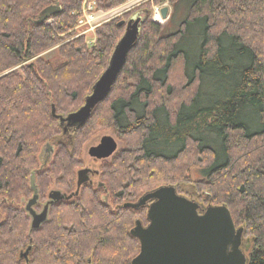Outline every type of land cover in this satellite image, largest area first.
<instances>
[{"label": "trees", "instance_id": "obj_1", "mask_svg": "<svg viewBox=\"0 0 264 264\" xmlns=\"http://www.w3.org/2000/svg\"><path fill=\"white\" fill-rule=\"evenodd\" d=\"M131 1L93 0L94 10ZM85 2L0 0V264H131L140 252L131 230L148 225V211L124 206L164 186L228 207L248 240L247 264H264V0H155L170 4L178 29L143 19L110 94L69 146L61 119L85 105L126 32L113 20L90 44L78 31ZM52 49L54 59L23 65ZM215 87L228 91L212 98ZM105 130L122 142L102 164L112 206L85 185L32 230L22 207L32 172L41 202L53 186L75 191L83 145ZM45 144L55 154L41 169ZM195 166L203 179H192Z\"/></svg>", "mask_w": 264, "mask_h": 264}, {"label": "water", "instance_id": "obj_2", "mask_svg": "<svg viewBox=\"0 0 264 264\" xmlns=\"http://www.w3.org/2000/svg\"><path fill=\"white\" fill-rule=\"evenodd\" d=\"M60 12L59 6L46 9L41 21ZM170 9L161 10L164 20ZM139 21V20H138ZM143 19L128 23L122 40L116 47L110 66L95 84L85 105L76 113L63 118L70 125L81 127L91 116L95 107L110 94L130 51L138 42ZM126 25L124 21L119 26ZM54 111V110H53ZM118 151V142L112 136H104L99 145L91 147L88 154L96 160L112 157ZM47 148V153H50ZM83 172L79 173L81 179ZM79 181V186L82 184ZM33 197L26 206L31 216V229L38 230L48 221L49 206L65 198L60 191L49 195L50 202L38 214L35 206L39 200L35 175L31 176ZM69 198V197H66ZM126 208L139 210L147 207L148 225L137 221L131 230L140 242V252L131 264H247L248 259L242 249L244 229L237 228L230 210L226 206H210L201 211L200 205L186 196L180 195L174 186H164L146 193L136 203H127Z\"/></svg>", "mask_w": 264, "mask_h": 264}, {"label": "rangeland", "instance_id": "obj_3", "mask_svg": "<svg viewBox=\"0 0 264 264\" xmlns=\"http://www.w3.org/2000/svg\"><path fill=\"white\" fill-rule=\"evenodd\" d=\"M155 0H133L131 2H128L127 4H124L120 6L117 9L112 10L111 12L108 13H103V12H98L94 10V2L93 0H86L84 4V10H83V17L80 19L79 26H78V31L80 32L79 35H84L87 37V40L90 44L94 43L96 40V30L100 28L102 25L111 22L113 20L118 21L119 23L124 21L125 26H127L128 23H137L141 21V19H150L152 22L158 23L160 25L165 26L169 31H175L176 28L178 27L176 25H173L175 23H172V20L170 21L171 15L173 13V9L170 6L169 3L163 2L160 3L158 6H150V4H154ZM169 8V16L167 20H164L161 16V10L163 8ZM91 8V9H90ZM90 9V10H89ZM151 9V11H149ZM181 18V16H179ZM172 19V18H171ZM139 20V21H138ZM126 29V27H124ZM56 55V49H52L50 51H47L43 53L42 55L35 57L27 62H25L23 65H31L35 63L38 59L40 58H45L47 60H52L54 59ZM22 65V66H23ZM15 67L12 70H9L6 72L4 75L9 74L13 71H18L20 67ZM3 75V76H4ZM212 98L213 97H218L220 96L221 93H226L228 91V88H213L212 89ZM66 122V121H64ZM63 119H61V126L63 130L62 137L60 140L64 142L65 144L72 146L73 142V137L78 129L79 126L77 125H70V124H64ZM104 136H112L116 139L118 142V151L122 147V142L115 137L112 131L110 130H105V131H100L98 132L95 136L90 137L89 140L86 141V143L83 145L82 148V155L81 159L83 162L82 169L87 168L91 170L92 172L97 171V169L102 165V162L96 161L93 158H91L88 154V151L91 147H95L99 145L101 139ZM47 148L53 150V147L51 145H44L43 147L40 148V153H39V160H40V166H42V163L44 161V157L46 156ZM55 150V149H54ZM78 170V169H77ZM203 173L202 169L198 166H195L192 168V179L193 180H201L203 179ZM97 181V179H96ZM57 188H51V190H56ZM145 195V194H144ZM206 196V195H205ZM32 195L29 197H25L22 200V207L26 208L27 203L29 200L32 199ZM207 197V196H206ZM47 200V198H46ZM138 202V200H137ZM44 203V202H43ZM42 202L40 203V208H35L36 212L40 214L43 211L44 204ZM2 204H3V199L0 197V215L2 219L6 217L5 211L2 209ZM206 206H210V204H205ZM39 209V210H38ZM30 217V225L32 218ZM31 227V226H30ZM135 227V226H134ZM246 243V239H244ZM248 244V243H247ZM249 245V244H248ZM249 248L245 247V253L247 256Z\"/></svg>", "mask_w": 264, "mask_h": 264}, {"label": "flooded vegetation", "instance_id": "obj_4", "mask_svg": "<svg viewBox=\"0 0 264 264\" xmlns=\"http://www.w3.org/2000/svg\"><path fill=\"white\" fill-rule=\"evenodd\" d=\"M64 124H68L67 122H64ZM78 128H80V127H78ZM114 138V137H113ZM115 139V138H114ZM116 140V139H115ZM48 146V145H47ZM52 146V145H51ZM53 147V150H51V152L50 153H47L46 152V156L44 157V161H43V165H42V167H41V169H44L50 162H52V159H53V157H54V154H55V148H54V146H52ZM118 152V151H117ZM116 152V153H117ZM116 153L112 156V157H110V158H108V159H104V160H96V159H94V160H96V161H99V162H102V164L103 163H105V162H109L115 155H116ZM102 170H103V168H102V165L97 169V171H95V172H92L91 170H89V169H87V168H84V169H81V170H79L78 172H77V185H76V190L75 191H73V192H71V193H67V192H63V191H61V190H59L64 196H66V197H69V198H63L62 200H60V201H57V202H53V203H51L50 204V206H49V211H48V218H49V214H50V210H51V208L53 207V206H55V205H59V204H61V203H73V202H75L76 201V199L80 196V194H81V192H82V189H83V187L86 185H88L89 187H92V188H98V189H102L105 193H104V199H103V201H104V203L105 204H107L108 206H112V204H111V202H110V196H109V192H108V188H107V186H106V184H104L102 181H101V177H102V174H103V172H102ZM80 172H83V175H81V179H79V173ZM32 174H34L35 175V182H36V172H32ZM32 174H31V176H32ZM96 179H97V181H96ZM79 181H82L83 183L79 186ZM36 184V183H35ZM53 188H55L54 186H53ZM53 191H58L57 189L56 190H51L49 193H48V195H47V200H45L44 201V207L50 202V199H49V195L53 192ZM38 194H39V191H38ZM202 197H203V199H200V197L198 196V195H196V197L193 199V198H189V199H191V200H193V201H195V202H197L199 205H200V207H201V213H202V211H204L206 208H208V207H210V206H206L205 204V202H203L205 199H206V196L205 195H202ZM40 203H41V201H40V195H39V200H38V203L36 204V206H35V208H40L39 206H40ZM126 205V204H125ZM44 207H43V210H44ZM125 207V206H124ZM126 208V207H125ZM39 210V209H38ZM142 223V222H141ZM143 226H145V225H143ZM147 226V225H146ZM248 240H246V243H245V241L243 240V246H242V249L245 251V247H248ZM89 264H91V262H89Z\"/></svg>", "mask_w": 264, "mask_h": 264}, {"label": "built area", "instance_id": "obj_5", "mask_svg": "<svg viewBox=\"0 0 264 264\" xmlns=\"http://www.w3.org/2000/svg\"><path fill=\"white\" fill-rule=\"evenodd\" d=\"M90 9H91V8H90ZM90 9H89V10H90ZM80 23H81V22H80Z\"/></svg>", "mask_w": 264, "mask_h": 264}]
</instances>
